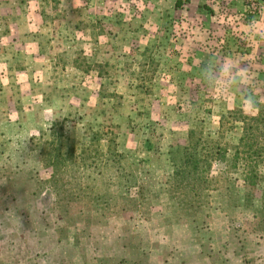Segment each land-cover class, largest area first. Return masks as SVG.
I'll list each match as a JSON object with an SVG mask.
<instances>
[{
  "label": "rangeland",
  "instance_id": "1",
  "mask_svg": "<svg viewBox=\"0 0 264 264\" xmlns=\"http://www.w3.org/2000/svg\"><path fill=\"white\" fill-rule=\"evenodd\" d=\"M223 62L242 85L206 84L201 67ZM259 113L264 0H0V216L45 252L63 246V264H264L260 189L217 163L192 214L170 176L190 131L232 156ZM55 125L78 153L103 134L131 188L55 171ZM18 246L25 261L33 245Z\"/></svg>",
  "mask_w": 264,
  "mask_h": 264
},
{
  "label": "trees",
  "instance_id": "2",
  "mask_svg": "<svg viewBox=\"0 0 264 264\" xmlns=\"http://www.w3.org/2000/svg\"><path fill=\"white\" fill-rule=\"evenodd\" d=\"M250 123L244 129V135L232 156L228 152L209 142L200 136L198 131L189 132L185 145L171 148V180L174 187L175 198L178 207L182 211L196 214V202L211 189L213 178L211 172L217 163H225L234 169L236 182H242L246 192L261 190V210L264 213V116L259 113L255 118L249 119ZM58 126H53L48 136L50 150L47 152L49 165L58 171L70 165L83 172L93 171L97 176L109 175L110 183H121L122 187L131 188V180L126 175L128 164L124 154L116 147H108L104 153L100 144L104 135L94 133L90 139V145L79 153L70 145V138L56 133ZM62 137L67 145L57 140ZM214 144V145H212ZM206 145V146H205ZM42 149V153L45 148ZM221 162V163H220ZM107 171V172H105ZM123 181H125L123 185ZM228 182V180H227ZM136 186V184H135ZM229 186H227V190ZM253 205V200L250 202Z\"/></svg>",
  "mask_w": 264,
  "mask_h": 264
},
{
  "label": "crops",
  "instance_id": "3",
  "mask_svg": "<svg viewBox=\"0 0 264 264\" xmlns=\"http://www.w3.org/2000/svg\"><path fill=\"white\" fill-rule=\"evenodd\" d=\"M8 216H11V215H9L8 213V214H2L0 216V264H63L62 257H61L62 248H64L63 246H59V249H57L56 252L55 251H51L50 253L45 252L43 247L41 248L37 245L39 243L38 239H41V237L38 238V235L36 232H35L34 238L23 237L20 240L19 238L16 237L17 236L16 233L18 231L7 227V225L3 223V220L7 218ZM17 216L20 221L21 219L25 221L28 219L26 216H23V215H17ZM9 232L12 233L11 244L8 246H5V236H6V233H9ZM21 242L25 244L26 246H28V244L33 245L27 251V256H26L25 261H22L20 259L21 250L19 249L18 244ZM70 249L74 250L75 248L71 246ZM57 259H60V262H58ZM48 260L50 261L48 262ZM76 263L77 262H75V264Z\"/></svg>",
  "mask_w": 264,
  "mask_h": 264
},
{
  "label": "clouds",
  "instance_id": "4",
  "mask_svg": "<svg viewBox=\"0 0 264 264\" xmlns=\"http://www.w3.org/2000/svg\"><path fill=\"white\" fill-rule=\"evenodd\" d=\"M233 68L227 63H209L202 66L200 75L209 87L224 86L225 84H240L242 80L239 77L232 76ZM251 102V97L245 100V103Z\"/></svg>",
  "mask_w": 264,
  "mask_h": 264
}]
</instances>
